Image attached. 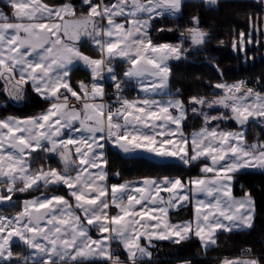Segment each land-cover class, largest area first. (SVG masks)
<instances>
[{
	"label": "snow or ice",
	"instance_id": "6c2138e0",
	"mask_svg": "<svg viewBox=\"0 0 264 264\" xmlns=\"http://www.w3.org/2000/svg\"><path fill=\"white\" fill-rule=\"evenodd\" d=\"M3 2L11 15L0 10V83L7 97L0 107L25 104L29 87L48 107L30 117L0 118V206L15 207L19 194L39 192L19 201L14 215L0 213V264H146L154 241L180 245L195 238L208 249L221 233L253 227L255 199L250 191L235 197L233 186L241 175L264 171V141L246 139L250 125L264 124V92L244 80H222L210 85L218 93L211 98L191 96L187 104L178 98L170 61L187 59L210 36L196 17L177 43L154 40L152 31L156 20L179 16L183 0H82L87 13L79 16L72 3ZM251 42L240 32L233 51L246 55ZM84 44L98 58L85 54ZM79 67L91 80L73 87L71 74ZM107 82L112 103L104 99ZM130 86L138 89L136 98L125 95ZM190 115L203 124L188 135ZM228 121L239 130L222 128ZM109 148L124 157L200 164V174L110 184ZM189 203L192 220L168 219L171 209ZM15 244L26 254L14 253ZM223 264L262 261L250 256Z\"/></svg>",
	"mask_w": 264,
	"mask_h": 264
},
{
	"label": "trees",
	"instance_id": "16d2710c",
	"mask_svg": "<svg viewBox=\"0 0 264 264\" xmlns=\"http://www.w3.org/2000/svg\"><path fill=\"white\" fill-rule=\"evenodd\" d=\"M50 6H58L65 3H72L76 7L77 14L87 13V8L82 7V0H43ZM0 5L6 13L11 14L10 9L0 0ZM193 17L198 18L199 27L207 32L210 41L201 49L191 51L187 59L172 61L170 63L171 76L170 87L173 91L180 90L181 99L187 104L191 96L210 97L217 95V91L210 87L222 80L229 83L238 80H246L248 85L255 86L264 91L258 82H264V2L262 0H218L215 6L208 4L205 0H185L182 5V12L177 17H163L156 20L153 25L152 36L154 40L161 42L177 43L180 33L185 29L193 27ZM160 27L173 29L171 32L160 33L156 29ZM244 32L258 43H254L246 48L244 52L233 51V40L239 37V33ZM167 38V39H165ZM220 41L224 43L221 44ZM185 47H190L185 42ZM82 50L90 56L97 57L91 45L84 44ZM222 70L221 76L216 67ZM126 65L121 64L118 71ZM90 74L82 67L77 68L71 74V84L77 86L79 80H90ZM3 83H0V102H6L7 97L3 93ZM127 97L136 96L138 90L135 86H130L125 92ZM26 103L18 106L8 105L6 113L20 116L35 114L47 107L32 93L29 87L26 93ZM203 122L199 118L189 116L184 127L186 134L202 126ZM222 128L235 127L233 121L224 122ZM247 142L256 140L264 141V126L262 124L250 125L246 133ZM108 170L111 181H135L144 177H182L188 178L199 175L200 164L191 168L179 165L173 161H154L149 158L124 157L123 154L109 148L108 150ZM48 163L53 167H60L58 160L48 158ZM40 163H44L41 160ZM119 173V176L116 175ZM60 194H65L61 188ZM245 191H250L256 201V214L253 227L248 230L234 231L232 233H221L218 236L217 244L211 248L204 249L198 239L192 238L182 242L180 245L164 241L158 245L159 250H155V259L146 261V264H183L190 261L191 264H217L224 257H233L242 254L260 257L264 264V171L254 170L248 174L238 177L233 186L235 195H243ZM39 195V192L30 194H19L14 198L17 200L15 207H0V213L13 214L19 211V201L24 198ZM172 219L181 221L192 217L191 204L180 207L170 212ZM119 254L126 258L119 245L114 244ZM251 249V253L245 252ZM16 254H25L26 250L19 244L13 246Z\"/></svg>",
	"mask_w": 264,
	"mask_h": 264
},
{
	"label": "crops",
	"instance_id": "0c3cea01",
	"mask_svg": "<svg viewBox=\"0 0 264 264\" xmlns=\"http://www.w3.org/2000/svg\"><path fill=\"white\" fill-rule=\"evenodd\" d=\"M206 1V0H205ZM264 1V0H263ZM59 6V5H58ZM6 14H8V13H6ZM86 14V13H85ZM8 15H11V14H8ZM80 14H77V16H79ZM82 50V49H81ZM83 51V50H82ZM84 52V51H83ZM85 53V52H84ZM85 54H87V53H85ZM88 55V54H87ZM94 58H98V57H94ZM173 61H176V60H173ZM172 61H170V63H171ZM83 68V67H82ZM84 69V68H83ZM86 70V69H85ZM87 71V70H86ZM91 80V79H90ZM79 81H84V82H86L85 80H79ZM78 81V82H79ZM77 82V83H78ZM111 86V82H107L106 84H105V90L107 89V88H109ZM248 87H252L251 85H247ZM138 90V89H137ZM172 90V89H171ZM173 91V90H172ZM173 92H175V91H173ZM138 95V94H137ZM137 95L136 96H131V97H128L129 99H132V98H136L137 97ZM178 98H180V97H178ZM105 99V98H104ZM181 99V98H180ZM106 102V101H105ZM73 103H75V101H73ZM77 107H79L80 105L79 104H77L76 105ZM47 107H48V105H47ZM46 107V108H47ZM46 108H44V109H46ZM44 109H42L41 111H43ZM41 111H39V112H37V113H35V114H32V115H27V116H20V115H16V114H12V113H8V114H6L4 117H7V116H16V117H18V118H24V117H30V116H34V115H36V114H38V113H40ZM3 117V118H4ZM234 122V121H233ZM235 123V122H234ZM224 129H227V130H236V129H238V126L236 125V123H235V127H232V128H224ZM197 130H199V128L198 129H195V130H193V131H197ZM192 131V132H193ZM186 134V133H185ZM191 134V133H190ZM190 134H188V135H190ZM249 143V142H248ZM149 159H152V160H154V161H162V160H160V159H157V158H149ZM168 161H173V162H177V161H175V160H168ZM258 171H260V170H258ZM108 173H109V170H108ZM197 176V175H196ZM194 177V176H193ZM138 180H141V179H138ZM135 181H137V180H135ZM108 182L110 183V184H114V183H122V182H118V181H111V179H110V173H109V179H108ZM233 195L235 196V197H237V198H239V197H242V196H244V194L243 195H235L234 193H233ZM29 198H31V197H29ZM24 199H28V198H24ZM23 199V200H24ZM255 199V198H254ZM189 204H191V207H192V217L191 218H185V219H183V220H181V221H177V220H174V219H172V217L170 216V212L172 211V210H176V208L175 209H171L170 211H169V214H168V219L172 222V223H181V222H184V221H188V220H192L193 218H194V204H192V203H189ZM188 205V204H187ZM178 208V207H177ZM180 208V207H179ZM3 214V213H2ZM255 214H256V201H255ZM12 215H14V214H10L9 216H12ZM255 218V217H254ZM253 223H254V221H253ZM246 230H248V229H246ZM92 236L94 237V238H97V236H98V233L96 232V231H92ZM162 242H164V241H161V242H153L155 245H159V244H161ZM142 243H145L144 241H142ZM155 247V246H154ZM154 247H152V248H154ZM115 248V247H114ZM152 248H150V251H152V253H153V256L152 257H150V258H146V261H149V260H154L156 257H155V252H153V249ZM123 252H124V254H125V256H126V253H125V251L122 249V248H120ZM26 254V253H25ZM119 256H120V259L122 260V261H126L127 260V256H126V258H124V257H122L121 256V254H119ZM234 258H240V259H248V258H250V256H248V255H246V254H242V255H238V256H233V257H224V258H222L217 264H223V261L225 260V259H234Z\"/></svg>",
	"mask_w": 264,
	"mask_h": 264
},
{
	"label": "rangeland",
	"instance_id": "374dc122",
	"mask_svg": "<svg viewBox=\"0 0 264 264\" xmlns=\"http://www.w3.org/2000/svg\"><path fill=\"white\" fill-rule=\"evenodd\" d=\"M183 1H185V0H183ZM218 1V0H217ZM263 1V0H262ZM105 2H106V0H105ZM264 2V1H263ZM213 6H215V5H213ZM0 10H3L5 13H6V11H5V9L0 5ZM81 14V13H80ZM248 37H250L251 38V43H249V44H247L246 45V48L248 47V46H251V45H253L254 43H258V41H257V39H254L253 38V34H252V32L249 34V35H247L246 36V38H248ZM235 40H239V37L238 38H236ZM238 81H240V80H238ZM229 83V82H228ZM232 83V82H231ZM253 88H255L257 91H261V92H264V91H262V90H260V89H258L257 87H255V86H252ZM217 91V90H216ZM215 96V95H214ZM211 97H213V96H210L209 98H211ZM213 114H216V113H213ZM263 126H264V124H262ZM236 130H239V129H236ZM236 130H234V131H236ZM258 141H262V140H256V141H254V142H252V143H256V142H258ZM144 178H146V177H144ZM155 178V177H154ZM139 179H143V178H139ZM126 181V180H125ZM121 182H124V181H121ZM114 184H116V183H114ZM0 207H2V206H0ZM177 209H179V207L178 208H176V210ZM13 214H15V213H13ZM3 215H6V216H9L10 214H5V213H3ZM94 238V237H93ZM156 247H155V250L157 251V250H159V247H158V245H155ZM114 247V246H113Z\"/></svg>",
	"mask_w": 264,
	"mask_h": 264
},
{
	"label": "built area",
	"instance_id": "2783aa9c",
	"mask_svg": "<svg viewBox=\"0 0 264 264\" xmlns=\"http://www.w3.org/2000/svg\"><path fill=\"white\" fill-rule=\"evenodd\" d=\"M109 2V0L107 1ZM90 81H86L85 83H89ZM112 92V88L110 87L109 89L106 90V93H108V95L105 96V101L107 103H112L114 101V96H112L110 93ZM6 102H0V105H5ZM6 111H5V107H0V118H3L6 115Z\"/></svg>",
	"mask_w": 264,
	"mask_h": 264
}]
</instances>
